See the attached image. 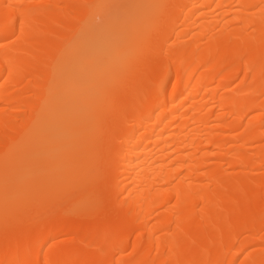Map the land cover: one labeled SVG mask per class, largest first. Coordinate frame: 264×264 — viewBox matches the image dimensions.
<instances>
[{"label": "bare ground", "instance_id": "bare-ground-1", "mask_svg": "<svg viewBox=\"0 0 264 264\" xmlns=\"http://www.w3.org/2000/svg\"><path fill=\"white\" fill-rule=\"evenodd\" d=\"M17 174L0 264H264V0H0Z\"/></svg>", "mask_w": 264, "mask_h": 264}, {"label": "rangeland", "instance_id": "rangeland-1", "mask_svg": "<svg viewBox=\"0 0 264 264\" xmlns=\"http://www.w3.org/2000/svg\"><path fill=\"white\" fill-rule=\"evenodd\" d=\"M29 141H25L23 144H27ZM57 152H53L50 157H38L37 159L33 160L30 163H27L21 167V173H23L27 168H43L47 166L48 168H52L53 165L61 164L63 157H57ZM5 158V157H4ZM28 165V166H27ZM27 166V167H26ZM30 171V170H28ZM17 174L10 180L3 181L0 184V190L1 192H5L8 199H11L12 202L17 206L16 208L18 210H21L22 208V200L21 198L25 197V194L27 193L28 196H30L29 200L31 201L29 204L31 207H35V204H40V199L42 196L40 195L42 191H46L48 193L49 197L57 196L59 194H66V192L70 189L71 186V179L67 176H60L58 177L59 180H45L42 178H36L29 179V181L26 184L19 185L21 181V175ZM54 178V176H53ZM52 178V179H53ZM57 179V178H56ZM56 181V182H55ZM22 191V193H20ZM22 195V196H21ZM37 199L39 200L37 202ZM0 214H4V209L0 210ZM2 216L0 217V219Z\"/></svg>", "mask_w": 264, "mask_h": 264}]
</instances>
